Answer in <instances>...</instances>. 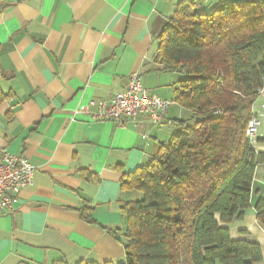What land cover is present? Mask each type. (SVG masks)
<instances>
[{
    "label": "crops",
    "instance_id": "0c3cea01",
    "mask_svg": "<svg viewBox=\"0 0 264 264\" xmlns=\"http://www.w3.org/2000/svg\"><path fill=\"white\" fill-rule=\"evenodd\" d=\"M189 1L0 0V150L25 155L35 167L32 183L0 216V264L124 262L121 207L143 194L122 189V178L195 119L175 102L186 74L164 72L156 61L161 35ZM222 1L244 0H195L196 10L211 12ZM133 74L152 95L173 102L172 125L154 126L145 115L118 126L76 114L91 101L111 100ZM253 110L262 124L252 142L250 208L222 226L232 240L259 245L255 264H264L256 214L264 200V93ZM88 208L94 224L84 220Z\"/></svg>",
    "mask_w": 264,
    "mask_h": 264
},
{
    "label": "trees",
    "instance_id": "16d2710c",
    "mask_svg": "<svg viewBox=\"0 0 264 264\" xmlns=\"http://www.w3.org/2000/svg\"><path fill=\"white\" fill-rule=\"evenodd\" d=\"M196 6L195 0L177 6L156 56L164 72L186 74L175 102L196 122L162 144L148 165L123 176L122 189L139 190L143 199L121 207L127 243L119 264L261 258L259 245L232 240L222 224L250 208L256 152L246 132L264 88V0L222 1L211 12ZM5 98L0 88V105ZM256 214L264 227V200ZM83 217L94 224L91 209Z\"/></svg>",
    "mask_w": 264,
    "mask_h": 264
},
{
    "label": "built area",
    "instance_id": "2783aa9c",
    "mask_svg": "<svg viewBox=\"0 0 264 264\" xmlns=\"http://www.w3.org/2000/svg\"><path fill=\"white\" fill-rule=\"evenodd\" d=\"M207 1V0H204ZM264 88L258 93L262 95ZM172 101L154 96L144 86L139 74L131 75L125 89L108 101H91L76 111V114L89 116L96 122H113L122 126L128 120L149 116L154 126L172 125L167 119ZM262 124L259 116L252 113L246 136L253 142ZM35 167L25 155H14L6 149L0 150V216L13 209L21 191L30 185Z\"/></svg>",
    "mask_w": 264,
    "mask_h": 264
},
{
    "label": "rangeland",
    "instance_id": "374dc122",
    "mask_svg": "<svg viewBox=\"0 0 264 264\" xmlns=\"http://www.w3.org/2000/svg\"><path fill=\"white\" fill-rule=\"evenodd\" d=\"M186 77H187V76H186ZM192 122H193L192 124L194 125V124H195V122H196V119H194ZM193 125H192V126H193Z\"/></svg>",
    "mask_w": 264,
    "mask_h": 264
}]
</instances>
